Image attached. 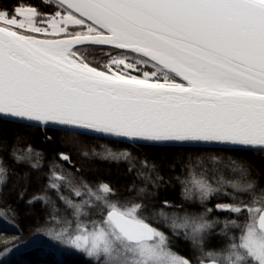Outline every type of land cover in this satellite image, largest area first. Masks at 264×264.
I'll return each instance as SVG.
<instances>
[{"label": "snow or ice", "instance_id": "6c2138e0", "mask_svg": "<svg viewBox=\"0 0 264 264\" xmlns=\"http://www.w3.org/2000/svg\"><path fill=\"white\" fill-rule=\"evenodd\" d=\"M0 121L17 126L0 133V152L24 166L17 197L44 217L21 245L19 212L0 207L16 233L0 256L31 246L88 264H264V166L239 155L264 153V0H0ZM20 128L47 143L61 133L65 150L49 156ZM85 137L131 147L97 152ZM141 145L192 151L151 159ZM94 158L140 182L122 195L86 174ZM11 170L0 155V194ZM176 183L195 207L152 203ZM181 239L191 257L174 250Z\"/></svg>", "mask_w": 264, "mask_h": 264}, {"label": "trees", "instance_id": "16d2710c", "mask_svg": "<svg viewBox=\"0 0 264 264\" xmlns=\"http://www.w3.org/2000/svg\"><path fill=\"white\" fill-rule=\"evenodd\" d=\"M99 57V53H96ZM17 129L16 125L9 124L5 121H0V133L7 134L9 140H11L15 130ZM22 133H25L30 137V142L39 149L45 150L46 153L51 155V153L56 150H65V146L60 142L61 133L50 131L49 134L53 135L55 143H47L44 141V132L39 128L32 129H19ZM85 143L89 147H95L97 152L103 151L102 144H111L113 147H131L129 145H115L111 141H101L94 140L91 137L83 138ZM134 152H138L140 155H147L151 159L159 158H168L171 159L174 156H179L180 154L192 151V149L179 148V147H153V146H144L141 145L138 149H133ZM9 166H11V171L8 176V183L4 186L2 194H0V207L6 205H12L19 212V218L16 220V224L23 229V235L19 243H24L28 241L32 236L31 229L36 225L37 220H43L44 217L40 212L41 205L37 204L34 209H29L23 201H20L17 197V191L14 187V182L17 180L16 173L23 170V165H13L11 158L9 157L6 151L0 152ZM239 155H244L252 159L257 165L264 166V153L254 154L251 152L240 153ZM89 171L86 173L89 177H102L105 180L113 182L116 187L119 189L122 195H130L128 188L133 180H136L137 183L140 181L134 176V173H129L127 170V164L115 162H108L101 160L99 158H94L89 164ZM179 171V169H177ZM38 188V185L33 182L29 187L28 193L25 197L27 199L31 196ZM164 199H170L177 205H183L185 208L195 207L194 205L182 201L180 197V185L175 184V187H169L167 190H161L160 197L158 200L153 201L152 203L156 205L162 204ZM59 207H63L62 204H59ZM179 211L180 209H175ZM169 212L173 209H168ZM163 230L169 232L170 230L165 225H160ZM15 228L12 224L6 223L3 220H0V244H3L5 240L13 237L15 235ZM213 240V244H215ZM173 248L179 254L191 257L192 250L191 245L188 242L183 241L182 239L173 243ZM0 264H88L87 258L83 255L76 254L71 251H58L54 254L49 252L37 251L32 247L27 249L15 252L10 256L0 260Z\"/></svg>", "mask_w": 264, "mask_h": 264}, {"label": "rangeland", "instance_id": "374dc122", "mask_svg": "<svg viewBox=\"0 0 264 264\" xmlns=\"http://www.w3.org/2000/svg\"><path fill=\"white\" fill-rule=\"evenodd\" d=\"M21 245H23L24 243H20ZM29 247H31V246H22V247H20L18 250H15V251H13L11 254H13V253H15V252H18V251H21V250H24V249H27V248H29ZM10 254V255H11ZM10 255H8V256H10ZM7 256V257H8ZM5 257H2V256H0V260H2V259H4Z\"/></svg>", "mask_w": 264, "mask_h": 264}]
</instances>
